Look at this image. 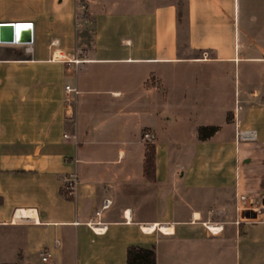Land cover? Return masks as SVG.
Returning <instances> with one entry per match:
<instances>
[{
  "label": "crops",
  "instance_id": "crops-1",
  "mask_svg": "<svg viewBox=\"0 0 264 264\" xmlns=\"http://www.w3.org/2000/svg\"><path fill=\"white\" fill-rule=\"evenodd\" d=\"M16 21L33 41L0 43V264H126L131 245L264 264V0H0Z\"/></svg>",
  "mask_w": 264,
  "mask_h": 264
},
{
  "label": "trees",
  "instance_id": "trees-1",
  "mask_svg": "<svg viewBox=\"0 0 264 264\" xmlns=\"http://www.w3.org/2000/svg\"><path fill=\"white\" fill-rule=\"evenodd\" d=\"M216 131L214 126H201L197 130L199 139H206ZM154 159L155 147L152 144H147L145 159H144V172L153 179L154 177ZM126 264H156V254L154 248H143L131 245L126 251Z\"/></svg>",
  "mask_w": 264,
  "mask_h": 264
},
{
  "label": "built area",
  "instance_id": "built-area-1",
  "mask_svg": "<svg viewBox=\"0 0 264 264\" xmlns=\"http://www.w3.org/2000/svg\"><path fill=\"white\" fill-rule=\"evenodd\" d=\"M80 4H81V6H83L82 3H80ZM78 20H79V15L77 14L75 16V21H78ZM75 25L78 26L79 24L76 23ZM65 89L68 92L76 93V90L74 88H70L69 85H66ZM240 135H241V137H244V138H252L253 137V131H244V132H241ZM143 136L145 139H147L149 141H153V139H154V137L149 133H144ZM64 137L67 138L68 137L67 134H64ZM77 184H78V177H77V174L75 172L63 176L62 184H61L62 194L67 198H73L75 196V193H76ZM107 206H108V202L105 201L104 207H107ZM88 225L91 227V229L95 233H100V232L105 231L104 225H97L94 222H88ZM40 257H41L42 261H47L48 257H49V253L47 251H42V252H40Z\"/></svg>",
  "mask_w": 264,
  "mask_h": 264
},
{
  "label": "water",
  "instance_id": "water-1",
  "mask_svg": "<svg viewBox=\"0 0 264 264\" xmlns=\"http://www.w3.org/2000/svg\"><path fill=\"white\" fill-rule=\"evenodd\" d=\"M32 41L31 21L0 22V43L30 44Z\"/></svg>",
  "mask_w": 264,
  "mask_h": 264
},
{
  "label": "bare ground",
  "instance_id": "bare-ground-1",
  "mask_svg": "<svg viewBox=\"0 0 264 264\" xmlns=\"http://www.w3.org/2000/svg\"><path fill=\"white\" fill-rule=\"evenodd\" d=\"M153 227H154V225H149V229H148V230L150 231V229H153ZM211 229H212L213 231L217 230V228H215V227H212Z\"/></svg>",
  "mask_w": 264,
  "mask_h": 264
}]
</instances>
